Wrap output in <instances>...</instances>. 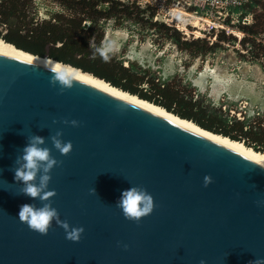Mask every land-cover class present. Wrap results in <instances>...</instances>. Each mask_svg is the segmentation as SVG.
<instances>
[{"label": "water", "instance_id": "95a60500", "mask_svg": "<svg viewBox=\"0 0 264 264\" xmlns=\"http://www.w3.org/2000/svg\"><path fill=\"white\" fill-rule=\"evenodd\" d=\"M56 73L71 87L51 83ZM71 120L77 125L62 122ZM56 130L72 149H52L60 163L50 199L61 221L83 227L76 242L55 220L40 234L17 217L32 201L17 194L14 160L27 136H43L51 148ZM130 185L152 196L151 212L139 220L115 204ZM256 257H264L263 163L66 72L0 51V264H248Z\"/></svg>", "mask_w": 264, "mask_h": 264}, {"label": "trees", "instance_id": "16d2710c", "mask_svg": "<svg viewBox=\"0 0 264 264\" xmlns=\"http://www.w3.org/2000/svg\"><path fill=\"white\" fill-rule=\"evenodd\" d=\"M30 1L0 0V38L23 50L90 72L202 128L242 141L253 149L264 150V126L253 123L250 116L231 117L221 104L206 101L203 96H194L185 89L180 92L171 81L161 80L154 74L144 80L146 73L150 72L147 68L134 60L123 65V58L100 49L104 21L114 19L115 23L121 24L133 19L134 22H147L151 27L158 26L166 34L172 29L173 33L168 35L192 55L212 51L224 42L232 45L237 42L239 47L234 51L240 59L264 68V0H250L230 7L228 14L236 13V22H231L230 18L223 22L236 28L240 38L221 28L211 43L205 38L182 39L174 27L163 21H152L153 7L134 8L133 3L121 0H54L61 9L46 18L25 23L22 16ZM145 12H148L146 18Z\"/></svg>", "mask_w": 264, "mask_h": 264}, {"label": "rangeland", "instance_id": "374dc122", "mask_svg": "<svg viewBox=\"0 0 264 264\" xmlns=\"http://www.w3.org/2000/svg\"><path fill=\"white\" fill-rule=\"evenodd\" d=\"M121 1L133 3L134 8L139 9L153 7L152 21H163L174 27L182 39L205 38L211 43L222 27L240 38L236 28L223 22L226 18L236 22V13L229 12L223 16V12L212 19L204 15V9L195 4L196 0ZM26 7L22 16L25 23L46 18L51 12L61 9L54 0H31ZM148 12H145V18ZM102 29L100 49L123 58V65L134 60L147 68L150 72L146 73L144 80L154 74L161 80L171 81L180 92L185 89L194 96H203L206 101L221 104L231 117L242 119L250 116L253 123L264 126V68L240 59L234 51L239 47L237 42L234 45L224 42L212 51L192 55L168 35L173 33L172 29L166 34L158 26L151 27L147 22H134L133 19L121 24L108 19Z\"/></svg>", "mask_w": 264, "mask_h": 264}, {"label": "clouds", "instance_id": "9594fccd", "mask_svg": "<svg viewBox=\"0 0 264 264\" xmlns=\"http://www.w3.org/2000/svg\"><path fill=\"white\" fill-rule=\"evenodd\" d=\"M59 82L61 91L66 87H71V80L62 73H56L50 78L51 83ZM72 126L77 125L76 120L62 121ZM51 148L46 145L45 138L40 135L32 134L26 137L24 146L14 160L13 180L14 184H19V192L28 197L32 202L24 203L19 206L17 217L21 222L40 234H46L52 221L65 230V238L73 242L80 239L83 227L70 226L69 223L61 221L57 209L52 206L50 199L55 195V189L49 188L51 172L59 161L51 154L52 149L61 155L68 154L72 149L71 141L62 139V132L56 130L48 137ZM207 181V177L205 178ZM95 193V189H90ZM262 203V202H258ZM127 219L139 220L152 210V196L139 185H130L121 192L115 203ZM200 264H204L202 260ZM248 264H264V257H256Z\"/></svg>", "mask_w": 264, "mask_h": 264}, {"label": "bare ground", "instance_id": "6f19581e", "mask_svg": "<svg viewBox=\"0 0 264 264\" xmlns=\"http://www.w3.org/2000/svg\"><path fill=\"white\" fill-rule=\"evenodd\" d=\"M246 20V19H245ZM0 51L4 53H8L14 56H18L24 59H28L37 63H41L47 66L54 67L58 70H61L63 72H66L70 75H73L79 79H82L88 83H91L97 87H100L106 91H109L115 95H118L124 99H127L133 103H136L144 108H147L153 112H156L162 116H165L171 120H174L180 124H183L189 128H192L198 132H201L207 136H210L216 140H219L232 148L254 158L255 160L261 162L264 164V150H255L250 146L245 145L242 141L231 139L227 136H224L219 133L212 132L210 130H207L205 128L200 127L193 121L180 117L171 111L166 110L164 107L157 105L155 103H152L146 99L140 98L137 95L130 93L128 91H125L119 87H116L112 84H110L108 81L97 77L90 72L83 71L77 67H74L70 64L60 62L58 60H55L53 58L47 57V56H40L34 53H31L29 51L23 50L21 48L16 47L12 43H9L7 41H4L0 38Z\"/></svg>", "mask_w": 264, "mask_h": 264}, {"label": "built area", "instance_id": "2783aa9c", "mask_svg": "<svg viewBox=\"0 0 264 264\" xmlns=\"http://www.w3.org/2000/svg\"><path fill=\"white\" fill-rule=\"evenodd\" d=\"M248 1L250 0H196L195 4L204 9L205 16L213 19L216 14L219 17L224 12L222 15L225 16V14H228L230 7L239 6Z\"/></svg>", "mask_w": 264, "mask_h": 264}]
</instances>
